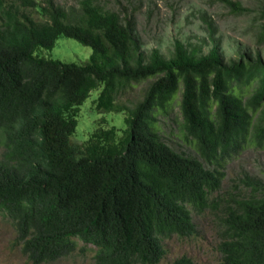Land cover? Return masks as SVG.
I'll return each mask as SVG.
<instances>
[{
    "label": "trees",
    "instance_id": "trees-1",
    "mask_svg": "<svg viewBox=\"0 0 264 264\" xmlns=\"http://www.w3.org/2000/svg\"><path fill=\"white\" fill-rule=\"evenodd\" d=\"M261 17L264 41V4ZM135 29L134 15L94 0L77 15L55 0H0V215L35 264L79 246L99 264H160L164 240L194 235V216L212 209L223 264H264V185L251 182L248 198L214 196L226 162L264 146V59L227 63L217 45L198 55L180 41L166 58L145 52ZM63 35L90 47V58L41 55ZM146 81L142 99L122 102ZM94 91L95 109L125 112L126 127H97L76 142ZM168 121L197 155L164 139ZM171 264L197 263L184 255Z\"/></svg>",
    "mask_w": 264,
    "mask_h": 264
},
{
    "label": "rangeland",
    "instance_id": "rangeland-1",
    "mask_svg": "<svg viewBox=\"0 0 264 264\" xmlns=\"http://www.w3.org/2000/svg\"><path fill=\"white\" fill-rule=\"evenodd\" d=\"M11 3L14 0H6ZM69 13L77 15L83 0H55ZM243 7L242 14H236L223 0H94L106 11L119 13L123 18L135 16V35L145 52L158 49L166 58L175 50L180 41L198 55L206 54L218 46L227 63L242 55L264 59V41L260 40L263 24L261 10L264 0H233ZM41 2V0H38ZM33 16H42L31 10ZM41 55L63 62H86L92 49L73 38L60 36L52 49H44ZM148 81L139 83L122 102L131 105L143 97ZM94 91L82 105L79 125L73 140L80 142L97 127H117L122 131L126 126L125 112H99L93 100ZM164 139L176 150L197 153L178 133L175 124H164ZM176 128V127H175ZM0 145V155L3 152ZM225 178L222 188L215 193L218 199L229 197L248 198L255 196L251 182L264 185V146L248 147L242 154L225 164ZM197 231L190 237L173 236L164 240L166 256L160 264H171L184 255L190 256L197 264H223L219 248L221 241L220 220L217 213L207 209L202 215L194 216ZM23 240L13 221L0 215V264H35L23 252ZM96 251L82 250L81 247L56 260L40 264H99Z\"/></svg>",
    "mask_w": 264,
    "mask_h": 264
}]
</instances>
